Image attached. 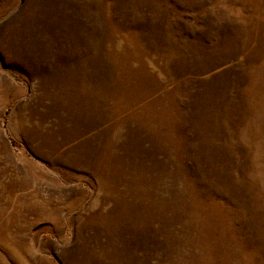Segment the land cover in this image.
<instances>
[{"label":"rangeland","instance_id":"374dc122","mask_svg":"<svg viewBox=\"0 0 264 264\" xmlns=\"http://www.w3.org/2000/svg\"><path fill=\"white\" fill-rule=\"evenodd\" d=\"M0 264H264V0H0Z\"/></svg>","mask_w":264,"mask_h":264}]
</instances>
